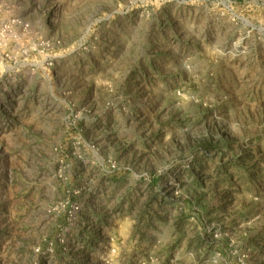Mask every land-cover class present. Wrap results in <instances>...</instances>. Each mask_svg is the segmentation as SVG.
Returning a JSON list of instances; mask_svg holds the SVG:
<instances>
[{
	"label": "rangeland",
	"instance_id": "374dc122",
	"mask_svg": "<svg viewBox=\"0 0 264 264\" xmlns=\"http://www.w3.org/2000/svg\"><path fill=\"white\" fill-rule=\"evenodd\" d=\"M0 264H264V0H0Z\"/></svg>",
	"mask_w": 264,
	"mask_h": 264
},
{
	"label": "trees",
	"instance_id": "16d2710c",
	"mask_svg": "<svg viewBox=\"0 0 264 264\" xmlns=\"http://www.w3.org/2000/svg\"><path fill=\"white\" fill-rule=\"evenodd\" d=\"M209 145H210V144H208V143H202V144H201V147H206V148H208Z\"/></svg>",
	"mask_w": 264,
	"mask_h": 264
}]
</instances>
